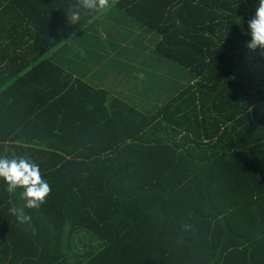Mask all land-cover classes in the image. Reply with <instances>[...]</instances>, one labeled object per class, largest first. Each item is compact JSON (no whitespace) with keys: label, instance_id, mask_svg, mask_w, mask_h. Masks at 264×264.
<instances>
[{"label":"trees","instance_id":"obj_1","mask_svg":"<svg viewBox=\"0 0 264 264\" xmlns=\"http://www.w3.org/2000/svg\"><path fill=\"white\" fill-rule=\"evenodd\" d=\"M257 5L116 0L86 15L77 0H0V157L37 163L52 189L21 224L20 190L0 180V264H264V55L246 47ZM117 13L159 36L175 76L145 82L133 58L122 77L111 59L92 67L123 33L87 30Z\"/></svg>","mask_w":264,"mask_h":264},{"label":"clouds","instance_id":"obj_2","mask_svg":"<svg viewBox=\"0 0 264 264\" xmlns=\"http://www.w3.org/2000/svg\"><path fill=\"white\" fill-rule=\"evenodd\" d=\"M116 0H77L79 8L86 15L102 14L114 7ZM71 22L79 23L80 11L72 12ZM250 41L246 47L255 51L261 50L264 55V0H258L253 17L247 22ZM0 180L6 185V191L14 194L20 190L22 206L13 205L9 208V214L21 223H28L31 216L25 213V209H39L46 203L51 193V185L46 181L40 171V166L31 162L27 157H0Z\"/></svg>","mask_w":264,"mask_h":264},{"label":"rangeland","instance_id":"obj_3","mask_svg":"<svg viewBox=\"0 0 264 264\" xmlns=\"http://www.w3.org/2000/svg\"><path fill=\"white\" fill-rule=\"evenodd\" d=\"M109 16V14H108ZM100 17V19L94 24L93 30H87L88 33L92 35H99L100 37H105L107 32H110L111 29V23H114L115 25H119L118 27L121 28L119 31H121L123 34L118 36V46L119 49L112 50L113 46H110L108 50L105 49V51H101L99 49L93 50L96 54L99 56L93 57L90 55L88 58L95 59L97 64H94L92 67H96L102 64L108 63V59H111L112 66L110 69H113L115 71V75L122 77L123 76V68H121L122 64L121 62L125 61V58H133L136 62L141 63L144 61V66L147 68H144V70H141V72H138L136 74L139 78H144L145 82H151L154 83V80L160 76L163 75V72L167 74V76H175L176 66L171 63L170 61L164 60L158 56L157 53H155V44L159 42V36L155 33H150L148 31H142L140 30V26L133 22L131 18L123 17L122 14L117 13L114 15L115 17ZM111 18V20L108 22L107 19ZM102 23L103 25L99 24ZM104 27V29H103ZM114 27H112L113 30ZM107 32H106V31ZM86 32V31H85ZM110 36L116 38V34L114 31V34H110ZM107 37V36H106ZM77 40H81L79 43L72 42V45L70 48L77 56H81V58H85L83 55L85 54V49L83 47L84 42L87 40V37L80 38V36L77 37ZM76 40V41H77ZM145 46V47H144ZM95 48H98L97 46ZM138 55L143 56L141 59L134 58L138 57ZM114 61L113 59H117ZM113 60V61H112ZM127 62V61H126ZM157 62H159L160 66H157ZM79 63L83 64V61H79ZM84 63V64H88ZM92 64V63H90ZM142 64V63H141ZM147 64V65H146ZM105 66V65H104ZM103 66V67H104ZM140 66V65H139ZM153 66V67H148ZM165 66V67H164ZM141 67V66H140ZM178 68V85L187 86L191 83V81L194 79L192 76H190L189 73H187L185 70ZM126 72V79L129 76H134V72H131L129 69H125ZM147 73H149L147 75ZM108 81L105 80V83Z\"/></svg>","mask_w":264,"mask_h":264}]
</instances>
